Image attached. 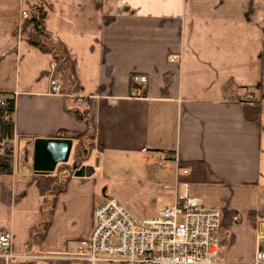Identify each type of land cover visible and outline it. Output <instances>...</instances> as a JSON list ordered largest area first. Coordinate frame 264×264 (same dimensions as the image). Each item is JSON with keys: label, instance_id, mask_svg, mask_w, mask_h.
Segmentation results:
<instances>
[{"label": "crops", "instance_id": "1", "mask_svg": "<svg viewBox=\"0 0 264 264\" xmlns=\"http://www.w3.org/2000/svg\"><path fill=\"white\" fill-rule=\"evenodd\" d=\"M35 1L0 0V93L14 97L16 144L0 172V232L11 234L14 259L88 264L74 256L95 206L112 196L103 176L119 163L157 165L163 155L172 176L155 171V188L172 195V204L219 210V262L252 264L264 248L256 230L264 221V0H45L44 27L74 64L85 118L73 111L81 102L51 90L52 55L21 35V12ZM132 74L147 77L142 96L131 95ZM228 84L260 102L256 120L226 98ZM87 133L100 147L80 167L93 171L70 177L33 249L30 231L41 217L33 140L72 139L68 162L73 138ZM4 156L0 148V161ZM179 162H201L202 178L180 180ZM235 214L240 219L231 223ZM0 264H7L1 256Z\"/></svg>", "mask_w": 264, "mask_h": 264}, {"label": "built area", "instance_id": "2", "mask_svg": "<svg viewBox=\"0 0 264 264\" xmlns=\"http://www.w3.org/2000/svg\"><path fill=\"white\" fill-rule=\"evenodd\" d=\"M21 15L23 19L28 17V10H22ZM130 83L131 95L142 96L147 77L132 74ZM50 86L53 92H60L55 74ZM77 101L88 108L83 96L77 95ZM0 105L6 107L3 98H0ZM3 118L9 119L10 113L5 112ZM165 160L162 155L156 163L163 166ZM239 219L235 214L230 222L236 223ZM221 221L219 210L188 200L176 201L148 218L138 219L115 197L106 195L95 206L90 234L74 258L88 264H221L216 238ZM256 230L264 237L263 220L256 222ZM0 256L7 263L14 259L9 232H0ZM252 264H264V248L256 249Z\"/></svg>", "mask_w": 264, "mask_h": 264}, {"label": "trees", "instance_id": "3", "mask_svg": "<svg viewBox=\"0 0 264 264\" xmlns=\"http://www.w3.org/2000/svg\"><path fill=\"white\" fill-rule=\"evenodd\" d=\"M50 5L45 0H36L27 5L29 16L24 18L21 26V35L31 45L41 51L52 55L53 72L60 83V92L68 99L76 102L77 100V78L74 64L70 59L67 50L62 42L53 38L44 27V20ZM239 87L228 84L224 89L226 98L230 101H237L243 104V112L246 120L254 121L260 113V102L252 94L244 93L243 96L237 93ZM0 98L6 101V107L0 105V144L7 137H11L13 124L12 113L14 111V97L12 94L0 93ZM78 118H85L86 109L73 108ZM10 113L9 119H4V113ZM74 146L70 161L58 163L51 173H38L39 194H40V221L34 225L30 231V241L33 249H38L43 240L52 219L53 210L58 195L65 189L67 181L74 172L86 163L95 148L100 145L90 133L82 134L73 138ZM9 168L8 160L0 161V172H6ZM178 168L186 169V173H179L178 178L182 181H195L201 179V162H179ZM30 260L11 259L7 264H29Z\"/></svg>", "mask_w": 264, "mask_h": 264}, {"label": "rangeland", "instance_id": "4", "mask_svg": "<svg viewBox=\"0 0 264 264\" xmlns=\"http://www.w3.org/2000/svg\"><path fill=\"white\" fill-rule=\"evenodd\" d=\"M13 135L5 137L0 144L2 152L6 155L3 158L9 159L7 155H14L16 144L12 140ZM10 139V140H6ZM16 152V151H15ZM70 161V159H69ZM127 167L126 164L119 163L113 175L105 174L103 176L104 186H107V191L114 196L120 203H122L135 216L142 217L141 214L150 213V211L157 212L161 208L170 206L172 204V195L163 193L155 188L151 182L155 171H161L165 174L167 179H171L172 171L170 170L172 163L168 160L163 162V166L151 164L150 166H143L135 164ZM164 177V178H165ZM152 198L156 202L152 201Z\"/></svg>", "mask_w": 264, "mask_h": 264}, {"label": "water", "instance_id": "5", "mask_svg": "<svg viewBox=\"0 0 264 264\" xmlns=\"http://www.w3.org/2000/svg\"><path fill=\"white\" fill-rule=\"evenodd\" d=\"M71 147L72 139L70 138H35L33 140L32 169L36 173L53 172L58 163L67 162ZM92 171V166L79 167L74 175H89Z\"/></svg>", "mask_w": 264, "mask_h": 264}]
</instances>
